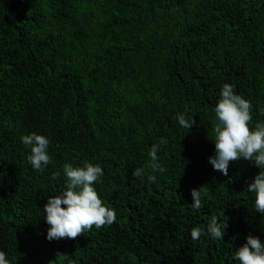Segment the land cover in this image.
<instances>
[{"label": "trees", "instance_id": "obj_1", "mask_svg": "<svg viewBox=\"0 0 264 264\" xmlns=\"http://www.w3.org/2000/svg\"><path fill=\"white\" fill-rule=\"evenodd\" d=\"M225 83L253 105L252 127L264 122V0H0V251L10 264H239L249 234L264 242L246 191L264 169L241 158L225 176L208 162ZM33 132L50 140L43 173L21 142ZM162 138L166 171L134 177ZM85 162L102 167L94 188L116 220L48 241L43 208L66 190L63 165ZM202 186L197 211L190 193ZM220 211L221 241L191 238Z\"/></svg>", "mask_w": 264, "mask_h": 264}, {"label": "clouds", "instance_id": "obj_2", "mask_svg": "<svg viewBox=\"0 0 264 264\" xmlns=\"http://www.w3.org/2000/svg\"><path fill=\"white\" fill-rule=\"evenodd\" d=\"M219 95L220 98L213 109L215 121L212 125L214 132L212 142L215 154L209 157V164L213 170L225 176L228 175L229 164L241 158L254 163L259 169H264V122H257L254 128L252 127L253 105L242 95L236 94L234 85L223 84ZM260 111L264 114V109ZM176 119L179 125L187 130L195 124L192 117L188 118L183 113L178 114ZM21 142L30 148L28 163L34 170L43 173L46 166L52 162L48 154L50 140L33 132L22 136ZM167 143V139L162 138L159 143L151 145L148 164L136 168L133 176H143L146 169H150L151 173L165 172L166 168L162 167L158 152L161 145ZM62 171L66 177V190L60 195L49 197L43 208L44 219L49 226L46 239L75 240L85 232L91 231L93 227L100 229L113 224L116 220L115 210L104 204L94 188V184L104 175L102 167L88 162H85L83 167L65 163ZM59 175L57 172L53 178ZM148 180L155 182L156 176L150 174ZM203 191V186L198 190H191L193 203L190 206L194 210L199 211L203 207L201 202ZM246 191L255 193V211L264 215V171H259ZM220 217H225V222L221 223ZM227 219L224 211L211 215L206 229L199 225L191 229V238L198 240L202 235H208L213 240L221 241L227 227ZM245 239L246 243L234 252V259L238 260L239 264H264V242L251 234ZM60 255L63 254L57 253V256ZM0 264H10L4 251H0Z\"/></svg>", "mask_w": 264, "mask_h": 264}]
</instances>
